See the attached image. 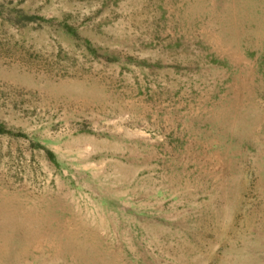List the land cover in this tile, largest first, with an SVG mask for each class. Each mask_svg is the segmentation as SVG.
<instances>
[{"label":"rangeland","instance_id":"rangeland-1","mask_svg":"<svg viewBox=\"0 0 264 264\" xmlns=\"http://www.w3.org/2000/svg\"><path fill=\"white\" fill-rule=\"evenodd\" d=\"M0 129V264H264V0H0Z\"/></svg>","mask_w":264,"mask_h":264},{"label":"bare ground","instance_id":"bare-ground-1","mask_svg":"<svg viewBox=\"0 0 264 264\" xmlns=\"http://www.w3.org/2000/svg\"><path fill=\"white\" fill-rule=\"evenodd\" d=\"M8 219L14 220L15 218ZM21 219L25 221V226H19L12 223L9 227L0 230V261L6 260V252L12 251V247L10 245L11 241L18 239L21 242V246L23 245L24 247L26 245L28 247V218ZM26 246L22 251V254L26 253Z\"/></svg>","mask_w":264,"mask_h":264},{"label":"trees","instance_id":"trees-1","mask_svg":"<svg viewBox=\"0 0 264 264\" xmlns=\"http://www.w3.org/2000/svg\"><path fill=\"white\" fill-rule=\"evenodd\" d=\"M2 130L0 129V132H1Z\"/></svg>","mask_w":264,"mask_h":264}]
</instances>
